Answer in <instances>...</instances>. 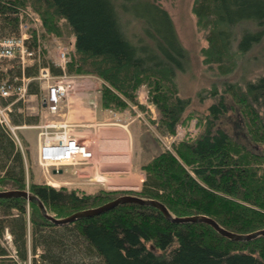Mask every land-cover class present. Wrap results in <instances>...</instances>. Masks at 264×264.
Returning a JSON list of instances; mask_svg holds the SVG:
<instances>
[{
	"label": "trees",
	"instance_id": "16d2710c",
	"mask_svg": "<svg viewBox=\"0 0 264 264\" xmlns=\"http://www.w3.org/2000/svg\"><path fill=\"white\" fill-rule=\"evenodd\" d=\"M26 6L40 15L44 35H72L74 51L65 71L99 77L103 108L122 112L138 104L144 85L159 114L157 128L173 133L180 123L196 119L199 132L185 134L144 164L140 190L91 192L37 183L32 176L28 180L23 153L0 127V190H29L55 218L132 194L162 202L174 217L209 216L238 233L264 229V74L244 86L226 82L221 92L214 85L207 91L215 99L207 112L185 114L191 99L179 95L176 77L190 68L189 52L170 13L156 0H0L1 34L18 32V19L9 14ZM192 11L206 31L204 62L218 63L224 73L264 36V0H194ZM45 53L42 49L40 65L62 75L64 70ZM38 69V64L28 67L26 75L36 76ZM14 72L9 76L21 75L20 68ZM28 91L39 94V83L32 80ZM21 105L16 103L15 110ZM232 110L257 148L225 127ZM12 118L17 125L36 120L16 112ZM26 262L264 264V236L235 241L207 223L175 222L158 208L137 203L57 225L34 202L0 198V264Z\"/></svg>",
	"mask_w": 264,
	"mask_h": 264
},
{
	"label": "rangeland",
	"instance_id": "374dc122",
	"mask_svg": "<svg viewBox=\"0 0 264 264\" xmlns=\"http://www.w3.org/2000/svg\"><path fill=\"white\" fill-rule=\"evenodd\" d=\"M156 1L170 13L179 39L189 52L191 63L190 68L185 72L178 73L176 77L179 95L191 99V104L185 114L189 111L206 113L208 107L215 101L214 98L207 95V91H209L214 85L217 86L221 92L223 91V86L226 82H238L244 86L246 82L254 81L264 74V36L258 44H255L245 54L237 55L235 68L230 72L224 73L218 63L206 64L204 62L202 48L208 45V41L206 39V31L197 26V20L192 11L194 0ZM20 8L27 9L29 12L30 9L33 10L31 6ZM9 15H11V17L13 16L11 13ZM24 16L26 19L29 18L26 14ZM30 24V30L34 31L35 34H39L41 47L46 52L44 57L47 60H50L56 66H61L59 65V53L61 50H65L67 52L68 60L70 59L74 51V39L72 35L66 34L64 39L53 35H44L45 30L43 26L36 29L34 28L35 26L33 22ZM247 26L249 27L247 24L242 25V27ZM261 28L264 29V26ZM5 31L9 32L8 30ZM3 35L6 34L0 33V36ZM16 68L19 67L14 63L12 69L13 72H16ZM32 80L35 79H31V82ZM36 81L40 86L39 94L31 95L29 93L25 101H18L22 102L20 108L14 110V113H22L24 118L30 116L36 118L34 121L23 122L18 125L20 127L16 129L22 143V148L20 146L17 147L24 155L27 168V178L32 176V168L37 169L38 171L42 169L37 158L40 125L64 121L66 116L62 113L67 112L69 107L73 114L80 115L84 118L85 113L89 114L88 111L90 110L97 111L100 109L101 104L102 80L99 77L95 75H68L67 78H64V83L69 86L67 96L61 102L59 111L56 113H50L43 108L40 101V97L44 94L45 89H43V85H41L38 80ZM74 91H76V95L73 94ZM200 93L207 97L202 99L199 96ZM71 95L75 100L73 104L67 105V100ZM138 100V104H131L122 112H117L121 114L116 115L113 113L112 115H109L106 123L128 125L132 134L135 136L133 137L135 141L134 146L137 150L140 168H142L144 164H147L159 153L160 150H170L173 147V143L178 139L183 138L185 134H195L199 132L197 121L196 119H193L186 124L180 123L177 126L176 131L173 133H164L162 131L163 128H157L159 114L156 106L150 101L147 88L144 85L138 91ZM66 123L70 125V129L74 126L75 130L83 127V125L82 127H79V125H73L74 123L68 121ZM225 127H227L230 133H232L237 139L242 140L251 147L257 148V145L253 144L247 137L245 127L236 110L227 113ZM78 141L82 144H86L84 141ZM141 162L143 163L142 165ZM42 181L46 182L45 176H43ZM25 264H29V262H26Z\"/></svg>",
	"mask_w": 264,
	"mask_h": 264
},
{
	"label": "built area",
	"instance_id": "2783aa9c",
	"mask_svg": "<svg viewBox=\"0 0 264 264\" xmlns=\"http://www.w3.org/2000/svg\"><path fill=\"white\" fill-rule=\"evenodd\" d=\"M18 19V32L10 35L0 36V127L7 131L17 146L22 148L17 128L20 126L13 122L12 114L18 101H25L29 95V84L31 79L38 80L44 94L40 97L43 108L50 112L59 111L61 102L66 98L69 86L64 83L68 75L65 71L68 61L67 52L61 50L59 53L60 67L64 70L62 75H56L48 65H40L42 60V47L39 34L30 30L31 22L34 28L43 26L40 15L30 9L18 7L10 12ZM28 15L26 19L24 15ZM37 44L34 45V42ZM14 63L21 70V75L9 76ZM38 64L39 69L36 76H27L26 69ZM168 147V146H167ZM93 152L78 141L75 134L66 122L46 123L40 125L38 163L44 174L50 176L52 169L57 170L64 164H79L88 162ZM47 182H50L47 180ZM10 239V234L7 233Z\"/></svg>",
	"mask_w": 264,
	"mask_h": 264
},
{
	"label": "crops",
	"instance_id": "0c3cea01",
	"mask_svg": "<svg viewBox=\"0 0 264 264\" xmlns=\"http://www.w3.org/2000/svg\"><path fill=\"white\" fill-rule=\"evenodd\" d=\"M73 94L76 95V91ZM74 100L71 95L67 105L73 104ZM88 112L89 114L85 113L82 118L80 115L73 114L69 107L67 112L62 113L66 116L62 122L68 121L79 127L83 125L78 129L80 131L75 130V126L71 130L78 140L88 145L93 152L92 158L85 163L64 164L59 168L62 172L54 173L53 169L52 174L47 177L42 169L38 171L32 168V179L37 183H47L56 187H77L91 192L99 189L140 190L145 179V172L139 167L137 150L134 146L133 137L135 136L128 125L106 123L109 115L121 113L105 109L101 104L97 111ZM43 176L46 182L42 181Z\"/></svg>",
	"mask_w": 264,
	"mask_h": 264
},
{
	"label": "water",
	"instance_id": "95a60500",
	"mask_svg": "<svg viewBox=\"0 0 264 264\" xmlns=\"http://www.w3.org/2000/svg\"><path fill=\"white\" fill-rule=\"evenodd\" d=\"M54 173L56 172H62L61 169H54ZM13 197H23L27 199L28 201L34 202L38 205L40 208L41 213L48 218L50 221L57 225H64L74 222L77 219H80L82 217H89L94 215H99L101 213H104L119 204L124 203H137L141 205H149L158 208L162 211V213L170 220L175 222H204L209 225H211L216 231H218L221 235L228 237L229 239L235 240V241H250L253 240L259 236H264V229H260L254 232L250 233H238L233 232L231 230H228L221 226L214 218L205 216V215H192V216H185V217H174L165 204L162 202L155 200V199H146L142 198L137 195L132 194H123L118 196L117 198L106 202L100 206L94 207V208H88L85 210L77 211L69 216L63 217V218H55L51 216L43 203V201L37 197L36 195L32 194L29 190H18V189H8V190H0V198H13Z\"/></svg>",
	"mask_w": 264,
	"mask_h": 264
}]
</instances>
